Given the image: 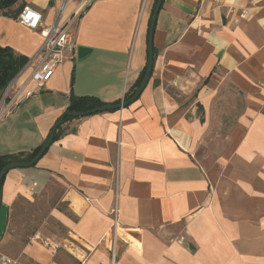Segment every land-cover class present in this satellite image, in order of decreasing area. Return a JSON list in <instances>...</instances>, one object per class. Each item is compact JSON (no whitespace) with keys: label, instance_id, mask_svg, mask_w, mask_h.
I'll list each match as a JSON object with an SVG mask.
<instances>
[{"label":"crops","instance_id":"1","mask_svg":"<svg viewBox=\"0 0 264 264\" xmlns=\"http://www.w3.org/2000/svg\"><path fill=\"white\" fill-rule=\"evenodd\" d=\"M59 3L11 11L29 6L51 25ZM155 3L95 1L72 27L73 59L0 119V157L41 146L71 96L123 102L145 68ZM41 44L0 12V48L29 60ZM153 48L135 102L62 123L35 166L4 176L0 246L18 200L57 195L56 233L39 230L11 264H264V0H164ZM12 81L36 89L26 66ZM210 138L226 148L207 163L198 150Z\"/></svg>","mask_w":264,"mask_h":264},{"label":"built area","instance_id":"2","mask_svg":"<svg viewBox=\"0 0 264 264\" xmlns=\"http://www.w3.org/2000/svg\"><path fill=\"white\" fill-rule=\"evenodd\" d=\"M97 0H60L56 8L54 23L46 25L42 20V15L30 8L23 7L21 13L16 17V21L30 30H38L42 38V44L37 53L31 57L26 67L30 69V79L35 83L34 91H24L22 88H14L11 81L4 89L0 102V119L9 114L12 109L31 97L50 81L56 69L64 61L72 60L74 57L75 41L72 27L78 18ZM76 3L69 18L61 23L66 7ZM112 216V242L110 251L113 256L115 248V238L117 237L118 221L117 210L111 211Z\"/></svg>","mask_w":264,"mask_h":264},{"label":"rangeland","instance_id":"3","mask_svg":"<svg viewBox=\"0 0 264 264\" xmlns=\"http://www.w3.org/2000/svg\"><path fill=\"white\" fill-rule=\"evenodd\" d=\"M2 95L0 96L1 102ZM221 132L222 136L227 131ZM213 137H216L214 134ZM226 148V145L221 142H216L209 139V143L202 146L198 150V157L207 159L206 162L212 161L216 156L221 154ZM57 195L52 198L38 197L34 198L32 202L26 200H18L11 212L10 221L6 231V236L0 246V264H11L6 260L17 256L22 250L23 246L29 242V239L35 236L39 230L46 229L49 233H56V227L48 224L46 217L51 206L56 201ZM42 223H45L42 227ZM119 233H122L119 231ZM0 253V254H1Z\"/></svg>","mask_w":264,"mask_h":264},{"label":"trees","instance_id":"4","mask_svg":"<svg viewBox=\"0 0 264 264\" xmlns=\"http://www.w3.org/2000/svg\"><path fill=\"white\" fill-rule=\"evenodd\" d=\"M19 0H0V12L8 18L16 19V17L21 13L23 9V4H20L15 10L11 11ZM156 2V0H155ZM153 55H155V50L153 48ZM28 60L25 57L15 55L10 49L0 48V96L3 93L6 86L23 70L26 66ZM144 76V69L141 71L139 78L137 79L134 87L125 94L123 101L130 99L137 88L140 85V82ZM119 104V103H117ZM101 106H105L99 99L91 96L84 97H75L71 96L69 98L68 107L66 112H84L87 110L95 109ZM65 113L61 118H63V123L73 120L74 118L65 116ZM60 126L57 128L59 131ZM58 131L55 132L54 141L57 139ZM41 146L37 147L33 151L25 154H17L12 156H3L0 157V170L7 164L11 162H28L34 158L38 153ZM3 183L1 181L0 189Z\"/></svg>","mask_w":264,"mask_h":264},{"label":"water","instance_id":"5","mask_svg":"<svg viewBox=\"0 0 264 264\" xmlns=\"http://www.w3.org/2000/svg\"><path fill=\"white\" fill-rule=\"evenodd\" d=\"M163 1L164 0H157L155 3L154 9H153V13L151 16L150 25H149V29H148L147 58H146V64H145V68H144V76L140 82L139 87L137 88L136 92L134 93V95L130 99H128L127 101H123L119 104L105 105V106H101V107L91 109V110H87L84 112H77V113L66 112L65 116L78 119V118H85L88 116H92V115H95L98 113L113 112V111H117V110L126 108L128 105L132 104L133 102H135L138 99V97L141 95V93L144 91V89L148 85L150 78H151L153 63H154L153 32H154V28H155L157 15H158V12L161 8ZM62 123H63V118H60L56 122V124L53 126V128L51 129L47 139L41 145L38 153L34 156V158L32 160L25 162V163L12 162V163L5 165L0 170V185H1L2 179L10 170L26 169V168H30V167L35 166L37 164V162L40 160V158L47 152L49 147L52 145V143L54 141L55 132H56L57 128L62 125ZM0 206H1V191H0Z\"/></svg>","mask_w":264,"mask_h":264}]
</instances>
